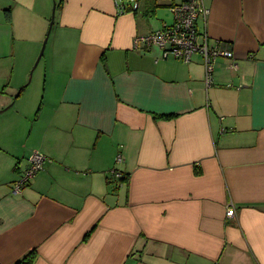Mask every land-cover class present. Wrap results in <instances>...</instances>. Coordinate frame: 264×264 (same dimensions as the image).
Wrapping results in <instances>:
<instances>
[{
  "label": "crops",
  "instance_id": "1",
  "mask_svg": "<svg viewBox=\"0 0 264 264\" xmlns=\"http://www.w3.org/2000/svg\"><path fill=\"white\" fill-rule=\"evenodd\" d=\"M122 1L60 0L33 118L13 72L51 3L0 0V115L18 126L1 135L0 264H264V0H203L199 32L234 55L210 85L200 55L133 47L177 0ZM34 152L44 170L14 192Z\"/></svg>",
  "mask_w": 264,
  "mask_h": 264
},
{
  "label": "built area",
  "instance_id": "2",
  "mask_svg": "<svg viewBox=\"0 0 264 264\" xmlns=\"http://www.w3.org/2000/svg\"><path fill=\"white\" fill-rule=\"evenodd\" d=\"M121 14L127 13L128 8L124 2H115ZM138 5H133V10H137ZM173 24L165 26L159 31L148 35L137 37L133 47L140 52L151 51L158 48L161 51V59L170 56L190 62L195 55H200L206 70V82L210 85L213 82L215 62L219 57L233 59L232 50L227 48L225 42L217 41L212 43L206 34H201L198 30V23L207 20L210 10L206 8L203 0H182L171 6ZM233 69L237 66L232 63ZM121 157L117 161H121ZM46 157L39 152H34L29 158L28 167L21 173L19 179L13 184L14 192H21L26 188L30 181L41 171L44 170ZM118 178L121 174L115 172ZM228 218L236 217V210L233 206L226 209Z\"/></svg>",
  "mask_w": 264,
  "mask_h": 264
},
{
  "label": "rangeland",
  "instance_id": "3",
  "mask_svg": "<svg viewBox=\"0 0 264 264\" xmlns=\"http://www.w3.org/2000/svg\"><path fill=\"white\" fill-rule=\"evenodd\" d=\"M114 7L116 11L118 12L116 15H120L121 13L118 11L116 7V1L112 0ZM121 2V0H118ZM178 3L181 0H177ZM51 3L50 12L49 15L46 18H38L34 21L32 19H29V22L31 25H25L23 34V48L22 52H20V55L18 59L16 60L17 69H14V82L18 85L15 92L17 95L22 88H25V90L22 92L19 98L17 100L23 98V103L26 105V113H29L33 115V118L36 117L40 103L42 101V96L44 93V80H45V72L44 67L45 64L49 61V54L52 50L53 41L55 39V34L58 30V23H59V15H60V8L56 10L54 23L51 26L52 22V13L54 4L57 5L60 3V0H49ZM172 15V13H171ZM172 22H173V15H172ZM23 23H20L19 27L22 26ZM27 24V23H26ZM69 33V32H67ZM60 33V34H67ZM48 34H50L48 36ZM59 33L57 32V35ZM48 37L47 45L44 50V54L41 58V60L38 62V58L42 52V48L44 45L45 40ZM58 49V48H57ZM56 63V60L55 62ZM37 64V65H36ZM29 83V84H28ZM14 95V96H15ZM34 105V108L32 110V107ZM17 107L15 105L12 107V110H14ZM13 116L12 111H8L3 115H0V143H1V135L4 134L3 143L4 145L7 144L8 135L13 134L15 132V129H18V126L15 121H12L11 118ZM20 130L23 134H25L24 141L27 138V135H29L31 130V124L28 128L20 127Z\"/></svg>",
  "mask_w": 264,
  "mask_h": 264
},
{
  "label": "trees",
  "instance_id": "4",
  "mask_svg": "<svg viewBox=\"0 0 264 264\" xmlns=\"http://www.w3.org/2000/svg\"><path fill=\"white\" fill-rule=\"evenodd\" d=\"M60 5H61V4L56 5V10H58V9L60 8ZM5 89H6V87L4 88L2 94L5 93ZM24 90H25V88H22L21 91H20L17 95H15V97H14V101L17 100V98L20 97V95L22 94V92H23ZM118 157H119V156H118ZM115 172H118V173L121 174V177H120L119 179L124 180V179L126 178L125 175H123L121 172H119V171H117V170H115ZM115 172H114V174H115ZM115 175H116V174H115ZM33 263H34V253H30L27 257H25V258H24L21 262H19L18 264H33Z\"/></svg>",
  "mask_w": 264,
  "mask_h": 264
},
{
  "label": "water",
  "instance_id": "5",
  "mask_svg": "<svg viewBox=\"0 0 264 264\" xmlns=\"http://www.w3.org/2000/svg\"><path fill=\"white\" fill-rule=\"evenodd\" d=\"M55 13H56V3L54 4V8H53L51 26H52L53 23H54ZM49 35H50V34H48V36H49ZM47 41H48V37H47V39H46L45 42H44V45H43V48H42V52H41V54H40V56H39V58H38V62L41 60V58H42V56H43V54H44V50H45V48H46ZM36 65H37V64H36Z\"/></svg>",
  "mask_w": 264,
  "mask_h": 264
}]
</instances>
